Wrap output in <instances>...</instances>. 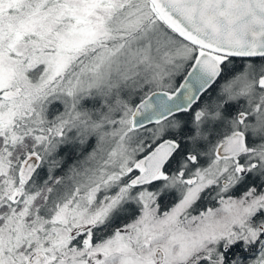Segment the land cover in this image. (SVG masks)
<instances>
[{
	"label": "snow or ice",
	"instance_id": "obj_1",
	"mask_svg": "<svg viewBox=\"0 0 264 264\" xmlns=\"http://www.w3.org/2000/svg\"><path fill=\"white\" fill-rule=\"evenodd\" d=\"M0 264H264V0H0Z\"/></svg>",
	"mask_w": 264,
	"mask_h": 264
}]
</instances>
